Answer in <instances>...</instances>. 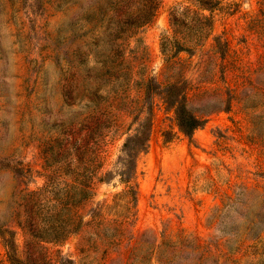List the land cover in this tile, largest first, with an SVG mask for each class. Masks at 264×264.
Wrapping results in <instances>:
<instances>
[{
    "label": "rangeland",
    "instance_id": "rangeland-1",
    "mask_svg": "<svg viewBox=\"0 0 264 264\" xmlns=\"http://www.w3.org/2000/svg\"><path fill=\"white\" fill-rule=\"evenodd\" d=\"M220 1L210 28L194 0H159L150 25L114 42L109 21L81 19L89 0H0V229L25 264H159L133 249L182 230L211 243L205 264H264V0ZM150 80L185 82L205 125L189 142L155 96L126 184L118 158ZM0 264H11L1 235Z\"/></svg>",
    "mask_w": 264,
    "mask_h": 264
},
{
    "label": "trees",
    "instance_id": "trees-1",
    "mask_svg": "<svg viewBox=\"0 0 264 264\" xmlns=\"http://www.w3.org/2000/svg\"><path fill=\"white\" fill-rule=\"evenodd\" d=\"M71 1V0H70ZM198 6L206 11L210 12L209 17H202L212 27V13L220 7V0H194ZM74 3L79 4L78 1ZM159 6V0H89L87 6H85L81 19L88 25L96 27L98 24L109 21L112 25L109 30L108 36L112 41L129 40L137 35L138 30L150 25L154 18ZM197 15V14H196ZM197 17V16H196ZM199 18V16H198ZM176 20H173L174 25ZM138 42L141 40H137ZM216 43L219 51L222 52L221 40L216 38ZM175 54L183 51V46L179 42L174 41ZM163 54L165 50L163 49ZM158 96L166 109L174 114V119L179 132L192 143L194 134L202 129L205 125V120L194 115L187 104V89L186 83H177L166 85L165 87L157 84L154 80H150L146 85L145 98L142 107V113L145 114L144 118L141 115L135 117L134 121L137 124L134 134L130 135L123 144L121 155L118 158V167L116 170L117 176L121 182L129 184L137 171L138 158L146 154L149 149L152 128H153V100ZM115 173L109 172L101 181H111ZM82 188L78 192L80 201L86 200L90 196L89 186L85 183L82 184ZM226 205V204H225ZM256 220H250L248 229L244 232L247 237H252L251 240L256 241L261 236V230L256 228ZM0 235L4 238L5 248L11 264H25L20 260L15 252L14 245V232L12 230L0 229ZM43 239H49L52 241H59L58 236L53 238L41 237ZM246 239L240 240L237 235L236 241L238 243L237 249L243 246ZM229 250L233 249V246H227ZM212 249L211 243L202 244L201 239L197 236L187 235L182 230L175 238L167 239L162 234V241L160 243L151 244L148 248H145L144 243L141 241L133 249L135 252L133 256H136V250H152L148 256H157L159 264H176L178 256L181 254V250H193V256L195 254V264H205L207 261V255L210 254ZM180 250V251H178ZM166 259V260H162ZM136 261L133 257V263ZM66 264H73L68 261Z\"/></svg>",
    "mask_w": 264,
    "mask_h": 264
}]
</instances>
